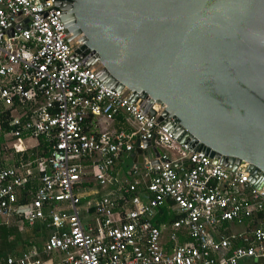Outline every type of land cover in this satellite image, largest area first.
Wrapping results in <instances>:
<instances>
[{"label": "built area", "instance_id": "2783aa9c", "mask_svg": "<svg viewBox=\"0 0 264 264\" xmlns=\"http://www.w3.org/2000/svg\"><path fill=\"white\" fill-rule=\"evenodd\" d=\"M56 3L0 0V112L10 114L5 136L51 142L35 174L25 165L21 172L0 170L1 223L14 217L20 232L37 226L40 242L0 264H264V185L252 187L244 162L232 172L178 143L166 123L156 122L163 107L152 104L155 114L146 115L127 90L108 87L90 51L74 60L80 43L70 40ZM149 148L138 163L135 150ZM128 154L136 157L119 180L115 161ZM28 181L35 187L27 188ZM87 182L95 197L82 205ZM22 193L27 201L17 203ZM162 208L175 218L156 226L152 219ZM80 211L91 215L89 222ZM256 216L249 234L219 232ZM235 238L242 246L233 245Z\"/></svg>", "mask_w": 264, "mask_h": 264}, {"label": "water", "instance_id": "95a60500", "mask_svg": "<svg viewBox=\"0 0 264 264\" xmlns=\"http://www.w3.org/2000/svg\"><path fill=\"white\" fill-rule=\"evenodd\" d=\"M98 77L178 143L264 185V0H56ZM150 142L146 143V147ZM160 154V152L158 151ZM138 163L142 154L135 150Z\"/></svg>", "mask_w": 264, "mask_h": 264}, {"label": "trees", "instance_id": "16d2710c", "mask_svg": "<svg viewBox=\"0 0 264 264\" xmlns=\"http://www.w3.org/2000/svg\"><path fill=\"white\" fill-rule=\"evenodd\" d=\"M29 106L30 104L27 102L22 104V110L27 113L25 117L31 115ZM9 116L10 114L7 111L0 112V148L1 143L4 141L3 136L10 130V127L6 122ZM21 138L24 139L25 137L22 136ZM50 145L51 142H47L43 137H38L36 138V146L31 149H27L23 152H13V150L10 149V152H12L13 155V160H4L3 154L0 151V170L8 168L9 166L19 168L22 165L29 164L28 167L32 169L33 174H35L34 169L37 162L48 157ZM35 185V181H28L25 186L33 188ZM25 201H27V197L21 195L18 197L17 203H23ZM164 210L165 209H161L159 214L154 218L153 223L155 225H159L162 222L169 223L174 219L173 216L167 214ZM37 232V226L34 228H27L20 232L18 230L16 218L7 224H3L0 221V257H5L9 254H17L30 244L39 245L40 242ZM29 238H31L30 241Z\"/></svg>", "mask_w": 264, "mask_h": 264}, {"label": "crops", "instance_id": "0c3cea01", "mask_svg": "<svg viewBox=\"0 0 264 264\" xmlns=\"http://www.w3.org/2000/svg\"><path fill=\"white\" fill-rule=\"evenodd\" d=\"M14 115L15 114H17L16 112L15 113H13ZM112 126L114 127V128H116V129H118V128H120V127H122V125H121V123L117 120V121H115L113 124H112ZM87 130L88 131H93V128H92V126H91V120H89V122H88V124H87ZM5 136V135H4ZM4 136H3V138H4ZM29 138H24V139H22V140H20V141H17V140H14L15 141V144L13 145V147L14 148H16V146L17 145H21L22 146V148H21V150H19V152H23V151H25V150H27L23 145H22V142H24L25 140H28ZM31 139H33L34 140V143L36 142V139H34V138H31ZM36 144V143H35ZM34 145V144H33ZM31 145V148H33L34 146H36V145ZM33 146V147H32ZM28 147H30V146H28ZM31 148H28V149H31ZM135 155H132V154H128V155H122V156H119L118 158H117V160L115 161V164H114V167H113V175L116 177V178H118L119 180H122L123 179V177H125L126 176V173H125V171H126V169L131 165V162L135 159ZM127 160H129V165L127 164ZM27 165V164H26ZM25 165V166H26ZM8 168H10V166L8 167ZM32 170V169H31ZM33 172V171H32ZM86 190L88 191V193L84 196V197H82L81 199H80V203L83 205V203L84 202H86V201H88V200H92L95 196H93L92 194H90V192H92L93 190H95V187L93 186V184L91 183V182H87L86 183ZM28 188V187H27ZM98 191H100V190H98ZM100 193H101V191H100ZM22 195H24V193H22ZM162 209H165V208H162ZM161 209H159L158 211H157V213H156V215H155V217L159 214V211H160ZM167 214H169V215H171V216H173L174 217V215L172 214V212L168 209V208H166L165 210H164ZM81 213L82 214H84L82 211H80V216H81ZM86 215V214H85ZM87 216H88V219H85L84 221L85 222H89L90 221V218H91V215H86L85 216V218H87ZM154 217V218H155ZM83 218H84V215H83ZM154 218L152 219V222H153V220H154ZM175 218V217H174ZM13 220L15 219L14 217L12 218ZM81 219H82V217H81ZM83 220V219H82ZM174 220V219H173ZM10 222V221H9ZM169 223H171V222H169ZM168 223V224H169ZM154 224V223H153ZM161 224H164V225H167V223L166 222H162V223H160L159 225H161ZM19 224H18V222H17V226H18ZM155 225V224H154ZM156 226H158V225H156ZM258 226V217L256 216V217H254V218H252V220H244L243 221V223H240V224H238V223H227V224H224V225H222V228L220 229V231L219 232H221L222 233V235H224V236H228V237H230V236H235V235H237V234H242V233H246V234H249V229L251 228V227H257ZM249 231V232H248ZM35 235H37V234H35ZM233 245L234 246H242V243L240 242V241H238L236 238H235V241H233ZM9 255H12V254H9ZM1 258V257H0ZM238 264H255V261L253 260V259H245V260H243V261H240Z\"/></svg>", "mask_w": 264, "mask_h": 264}, {"label": "rangeland", "instance_id": "374dc122", "mask_svg": "<svg viewBox=\"0 0 264 264\" xmlns=\"http://www.w3.org/2000/svg\"><path fill=\"white\" fill-rule=\"evenodd\" d=\"M97 66H98V64H97ZM3 139H4V141H3V143H1V148H0V151L3 154V158H4V160H13V155H12V152H10V149H12L13 152H19V150L17 149V146H16V148L13 147V145L15 144V141L11 137H9L8 135L4 136ZM35 143H34L33 139L29 138L28 140H25L24 142H22V145L26 149H28V148H31V145H33V144L36 145ZM28 146H30V147H28ZM127 161H128L127 162V164H128L129 160H127ZM28 166H29V164H27L26 167H24V168H28ZM18 171L21 172V170L19 168H18ZM83 215H84V218H83ZM85 216H86L85 214L81 213V217H82L83 221L85 219H88V216H87V218H85ZM8 221H13V220H12V218H9ZM30 239L31 238H29V241H30Z\"/></svg>", "mask_w": 264, "mask_h": 264}, {"label": "bare ground", "instance_id": "6f19581e", "mask_svg": "<svg viewBox=\"0 0 264 264\" xmlns=\"http://www.w3.org/2000/svg\"><path fill=\"white\" fill-rule=\"evenodd\" d=\"M22 146L21 145H17V149L21 150Z\"/></svg>", "mask_w": 264, "mask_h": 264}, {"label": "flooded vegetation", "instance_id": "af4514ba", "mask_svg": "<svg viewBox=\"0 0 264 264\" xmlns=\"http://www.w3.org/2000/svg\"><path fill=\"white\" fill-rule=\"evenodd\" d=\"M89 51V50H88ZM96 65V64H95ZM97 66V65H96ZM98 67V66H97Z\"/></svg>", "mask_w": 264, "mask_h": 264}]
</instances>
